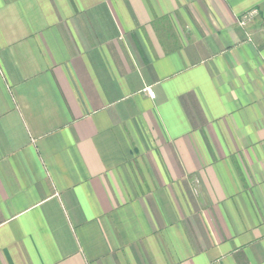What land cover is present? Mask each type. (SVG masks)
Segmentation results:
<instances>
[{"label": "crops", "instance_id": "0c3cea01", "mask_svg": "<svg viewBox=\"0 0 264 264\" xmlns=\"http://www.w3.org/2000/svg\"><path fill=\"white\" fill-rule=\"evenodd\" d=\"M0 264H264V0H0Z\"/></svg>", "mask_w": 264, "mask_h": 264}, {"label": "built area", "instance_id": "2783aa9c", "mask_svg": "<svg viewBox=\"0 0 264 264\" xmlns=\"http://www.w3.org/2000/svg\"><path fill=\"white\" fill-rule=\"evenodd\" d=\"M241 24H243V22H241ZM148 95L153 98L154 97V92L148 89Z\"/></svg>", "mask_w": 264, "mask_h": 264}, {"label": "rangeland", "instance_id": "374dc122", "mask_svg": "<svg viewBox=\"0 0 264 264\" xmlns=\"http://www.w3.org/2000/svg\"><path fill=\"white\" fill-rule=\"evenodd\" d=\"M247 18V14L244 16V19H246ZM241 22H243V21H241ZM244 23V22H243Z\"/></svg>", "mask_w": 264, "mask_h": 264}]
</instances>
